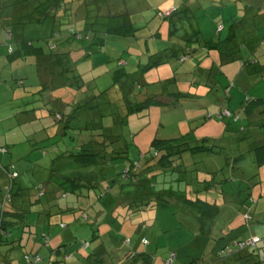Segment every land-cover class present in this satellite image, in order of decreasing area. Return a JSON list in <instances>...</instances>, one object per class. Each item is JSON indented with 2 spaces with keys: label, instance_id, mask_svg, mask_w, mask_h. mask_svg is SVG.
<instances>
[{
  "label": "rangeland",
  "instance_id": "rangeland-1",
  "mask_svg": "<svg viewBox=\"0 0 264 264\" xmlns=\"http://www.w3.org/2000/svg\"><path fill=\"white\" fill-rule=\"evenodd\" d=\"M59 5V12H46L45 19L41 21L29 18L39 15L30 10V0H0V21L7 13L25 19L24 23H20L16 17L15 22L10 24V29L15 33L14 40L17 41L16 36L21 35L20 38H26L44 49L49 46L47 39L50 35H61L65 29H71L76 34L69 44L72 49L71 61L85 80H93L99 90L107 89L111 99H120L118 86L121 81H115L116 70L122 68L128 73H135L144 69L150 55L155 52L170 51L175 44L188 47L190 54L184 62L174 57L175 60L142 72L149 83L150 93L156 92L154 88L162 93L164 80L170 78L166 82V89L172 93L185 92L186 96L170 95L166 106L153 105L146 116H139L138 113L129 116L131 119L125 135L129 144L126 153L129 161L119 162L117 166L121 170L128 167L130 161L149 158L151 144L156 138H178L190 143L208 140L209 144L224 148L218 154L217 161L194 159L190 152L185 153L184 158L194 159L198 166L209 164L208 167L217 171L218 179L226 177L229 180L223 184L227 192L226 202L216 218L206 220L189 206L172 202H162L145 211L127 212L126 208L111 214L113 206L105 202V197L100 199L94 191L79 198L70 194L68 198H61V203L70 202L79 212L83 211L89 220H81L79 216L63 229L60 222L67 221L64 217L59 216V220L49 223L42 215L32 211L26 213L21 224L31 225V228L26 227L31 229V233L23 231L22 227L13 229L12 238L18 237L19 240L23 236V239L21 247H16L10 255L12 264H27L23 260V251L33 250L31 247L38 237L39 242L41 237L47 241L43 234L50 235L51 248L45 245L39 247L43 257L39 264H65L66 250L59 254L50 250L56 248L58 239L63 244L65 238L68 239V252L76 251L81 256H87L89 252L96 251L94 248L97 245L99 249L105 246L119 258V263L126 252L133 250L148 252L150 258L147 264H164L171 251L177 254L173 264H209L215 259L220 237L229 241L253 235L263 239L259 246L264 264V148L254 149L255 142H264V126L253 122V119H245L242 111V103L246 98L264 97V79H250L243 72L237 74L242 69L238 63L231 66L230 71L222 64L226 48L236 53L234 48L242 45V37L248 38L250 35L245 32L248 29L247 21L251 20L246 19V11L249 16L251 13L246 1L61 0ZM38 12L43 13L42 10ZM221 26L222 29L218 30ZM2 29L0 26L1 32ZM252 39H256V36ZM0 42V59L5 60L0 66V142L14 143L3 164L8 165L12 160L21 171L19 179L22 186L32 191V186H36L32 173L34 166L37 165L38 169L51 164V143H42L47 146L44 148L46 152L33 149V145L24 141L23 137L26 138L27 133L28 136L37 135L36 131L42 128L43 123L37 122L27 129L16 125L18 130L13 133L14 127L11 125L17 120L12 115L21 108L43 105L44 93L41 94L39 89L44 81L45 67L39 66L34 59L23 62L10 59L7 56L8 44L4 40ZM216 42L224 54L214 47ZM19 78L24 79V85L17 83ZM48 92H54L55 96L60 94L59 90L52 88ZM136 95L138 97L140 93ZM225 109L236 113L237 117L225 115ZM79 111L73 123L77 131H82L81 127H92L100 119L105 126L113 124L110 115L99 118L95 116L97 111L94 109L85 113L81 109ZM218 113H222V117L217 116ZM111 127L112 130H119L115 125ZM240 154L244 155L241 159L238 157ZM233 165L236 170L234 174L237 175L231 177L232 171L228 169ZM9 182L10 179L6 180L0 175V195L1 189L4 190ZM212 195L216 196L215 193ZM12 196L19 200L15 194L12 193ZM29 197L33 201L34 193L31 192ZM25 207L32 208L28 202ZM96 228L95 233L102 238L100 241H96L93 236ZM85 241L88 243L87 248L82 246ZM116 241L119 245L115 244ZM4 248L0 246L1 250ZM76 258L77 255L74 262ZM107 260L112 261V258L107 257ZM126 263L146 264L142 261Z\"/></svg>",
  "mask_w": 264,
  "mask_h": 264
},
{
  "label": "trees",
  "instance_id": "trees-1",
  "mask_svg": "<svg viewBox=\"0 0 264 264\" xmlns=\"http://www.w3.org/2000/svg\"><path fill=\"white\" fill-rule=\"evenodd\" d=\"M60 1L30 0L32 5L30 10L33 14L38 13L39 15L36 18L32 16L29 18L42 21L45 19L46 12L50 14L61 7ZM245 1L246 5L251 8V15L246 18L251 19L248 20L249 26L247 25V28L250 29L245 31L250 33L249 37H242V45H236L234 48L236 53L230 52L229 50L233 49L227 47V53L224 54L217 42L214 43V47L224 54L222 64L226 70L230 71V67L238 63L242 69H239L237 74L243 72L245 77L250 76V79L261 81L264 79V51L258 52L257 47L264 39V35L254 34L261 28V23L258 22L253 9L259 10L258 14L263 17L264 23V2L262 0ZM38 10H42L43 13H39ZM16 17L19 18L18 22H25V19L22 20L21 17L10 13L5 14L2 17L3 21H0V26L3 27V32L0 31V41H6L9 46L7 56L20 62L34 59L39 66H44L46 71L42 69L44 81L41 82L39 89L41 94L44 93L43 105L38 104L28 109H18L12 115L16 117L17 123L13 121L11 126L14 127L13 133H15L18 130L16 125L25 126L27 129L28 126H33L37 122L43 123L42 128L37 129V135L28 136L27 133L26 138H23L24 141L33 145V149L44 151L47 146L42 143L50 141L49 147L52 149L53 157L49 166H40L38 169H36L37 165L34 166L32 173L36 186H32L33 190L30 191L29 188L22 186L19 179L21 171L17 169L14 162L11 160L8 165L3 164L8 159L6 154L11 153L14 143L0 142V159L2 161L0 175L6 180L10 179L9 185L4 190L1 189L0 195V246H5L3 250L0 249V264H12L11 253L16 247H21L23 236H20L19 240L18 237L13 239V229L22 227L23 231L28 230L31 233V225L21 224V222L24 223L28 212L32 211L39 216L42 215L44 219L46 217L49 223L55 219L59 220V216L64 217L67 221L60 222L63 229L67 228L69 222L72 223L79 216L81 220L88 221V216L83 211L79 212L70 202L61 203V198H68L70 194L79 198L86 197L91 191H94L100 199L105 197V202L109 206H113L111 214L118 209L124 211L126 208L127 212L145 211L155 208L162 202L187 205L196 211L198 216L206 220H213L222 212L227 196L223 184L229 180L226 177L218 179L217 171L208 167L209 164L198 166L196 164L198 162L194 160L200 158L204 161L208 159L217 161L218 154L224 148L209 144L208 140L190 143L177 140L178 138H156L151 144L149 158L136 162L130 161L128 167L121 170H118L117 166L119 162L128 160L126 153L129 144L125 135H127L128 123L131 119L129 116L135 113H138L139 116H146L151 106H166L169 103L170 95L186 96L185 92L172 93L173 91L166 89V82L170 78L164 80L162 93L157 88H154L156 91L154 94L150 93L149 83L144 79L142 72L147 68L175 60L174 57L178 58L180 62H184L190 54L187 50L188 47L175 44L170 49L172 53L169 50L155 52L150 55L149 62L144 69L135 73H128L122 68L116 70L115 81L119 80L121 84L118 86L120 99L115 100L108 97L107 89L99 90L93 80H85L83 74L77 71L76 65L71 61L72 49L69 44L76 37L71 29H65V33L61 35L58 33L55 36L54 34L50 35L47 39L49 46L44 49L42 46H35L26 38H20L21 35L16 36L17 41L14 40L15 33L13 29H10V24L15 22ZM220 29L222 26L218 28V30ZM255 36L256 39H252ZM257 43L258 46L255 47ZM247 52L248 56H246ZM121 62L124 63V61L119 63ZM17 83L25 84L22 78H19ZM155 83L159 84V82ZM51 88L59 90L60 94L55 96L54 92H48ZM134 92L140 93V96L137 97V93L134 94ZM70 97L71 99L65 102ZM80 109L84 111L83 113L94 109L97 111L95 116L99 118L110 115L113 124L105 126L100 119L98 123L94 122L92 127H81L82 131H77V127H74L73 123L78 118ZM225 110V115H230L232 118L237 117L236 113H232L228 109ZM242 111L245 119H253V122L264 126V97H252L250 100L246 98L242 103ZM216 115L222 117V113ZM113 125L119 130H112L111 126ZM258 142H255L254 149L264 148V142L262 140ZM217 148L221 150H217ZM188 152L194 157L192 161L184 158V154ZM197 153L199 155H196ZM238 157L241 159L244 155L240 154ZM234 166L228 169L232 171L231 177L237 175L234 174L236 171ZM31 192L35 197L33 201L29 197ZM12 193L18 196L19 200L14 198ZM212 193H215L216 196H213ZM44 197L46 198L43 200ZM26 202L32 208L29 206L27 209ZM26 227L30 228L26 229ZM96 231L97 228L93 231L96 241L102 240L95 233ZM38 236L35 235L36 238ZM49 236L43 234V237H47V241L41 237L39 242L38 237L31 247L33 250L23 251V260L27 264H39L43 258L40 255L39 247L45 245L51 248ZM144 241L147 240L144 238ZM262 241L263 239L258 235L229 241L220 237L217 240L215 259L209 264H262L263 258L259 246ZM115 244L119 245V242L116 241ZM62 246L68 245L64 243ZM82 246L87 248V241L82 242ZM98 247L97 245L94 248L96 251L89 252L87 256H81L76 251H71L70 254L66 250L64 262L65 264H127V261H142L147 264L150 258L148 252L132 250L126 252L119 263V258H116L108 248L101 246L99 249ZM50 250L56 254L61 252L60 246ZM68 254L71 255L72 260L67 258ZM75 255L77 258L74 262ZM107 257L112 258V261L107 260ZM176 257L177 254L171 251L164 260V264H173Z\"/></svg>",
  "mask_w": 264,
  "mask_h": 264
},
{
  "label": "crops",
  "instance_id": "crops-1",
  "mask_svg": "<svg viewBox=\"0 0 264 264\" xmlns=\"http://www.w3.org/2000/svg\"><path fill=\"white\" fill-rule=\"evenodd\" d=\"M254 10V12H255V14L257 15V20H258V22H260L261 24H260V29H258L257 30V34H259V35H264V23H263V17L260 15V14H258L259 13V10L258 9H253ZM246 18H248V13H247V11H246ZM250 15H251V13H250ZM248 22V21H247ZM249 23V22H248ZM247 23V24H248ZM250 29V28H249ZM249 29H247V30H249ZM254 43H256V41H254ZM258 46V43L255 45V47H257ZM250 48V47H249ZM251 49V48H250ZM257 49H258V52H263L264 51V39L261 41V43L259 44V46L257 47ZM249 55V53L247 52V54H246V56H248ZM3 63H5V60H3V59H0V66L3 64ZM67 240L68 239H66L65 238V241H62V242H64V243H66L67 242ZM63 243V244H64ZM63 244H61V239H58L57 240V242H56V248L58 247V246H60V251H63V250H67L68 251V248H67V246H62L61 247V245H63ZM67 244V243H66ZM68 245V244H67ZM53 250V249H52ZM69 253L71 254V251H69ZM70 254H68L67 255V258H70ZM71 260L73 259V258H70Z\"/></svg>",
  "mask_w": 264,
  "mask_h": 264
}]
</instances>
